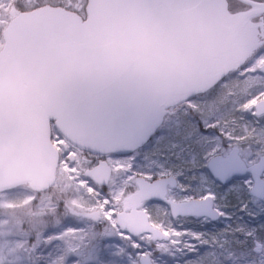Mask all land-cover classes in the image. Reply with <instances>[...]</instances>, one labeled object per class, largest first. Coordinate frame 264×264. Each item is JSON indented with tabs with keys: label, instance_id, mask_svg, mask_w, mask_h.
<instances>
[{
	"label": "water",
	"instance_id": "95a60500",
	"mask_svg": "<svg viewBox=\"0 0 264 264\" xmlns=\"http://www.w3.org/2000/svg\"><path fill=\"white\" fill-rule=\"evenodd\" d=\"M86 15L81 22L46 7L19 15L4 33L0 192L51 186L57 153L50 121L76 146L99 154L132 153L151 139L167 109L209 89L246 53L244 35L228 25L224 0H88ZM257 109L264 113V101ZM229 156L231 164H207L222 185L264 173V158L247 168L236 149ZM86 176L105 186L110 169L102 162ZM136 184L138 191L127 199L131 210L117 215V227L132 237L168 241L139 209L166 201L176 179L137 178ZM250 194L263 199L264 184L253 182ZM166 202L174 219H219L210 198ZM139 264L152 262L147 255Z\"/></svg>",
	"mask_w": 264,
	"mask_h": 264
},
{
	"label": "rangeland",
	"instance_id": "374dc122",
	"mask_svg": "<svg viewBox=\"0 0 264 264\" xmlns=\"http://www.w3.org/2000/svg\"><path fill=\"white\" fill-rule=\"evenodd\" d=\"M75 1L25 0L23 6L25 10L46 4L64 5L70 9ZM246 83L232 81L229 86L228 81L222 91L209 92L177 106L169 111L171 114L165 117L144 147L126 156L110 155L108 160L114 169L110 183L104 188L105 194L87 184L79 174L77 181L65 177L69 171L57 174L49 189L62 188L71 211L91 212L96 208L105 211L107 207L115 211L117 200L114 198L134 191L135 177L150 181L148 175L153 179L173 176L177 187L169 190L168 200L183 203L204 199L211 193L219 213L218 221L190 217L173 219L167 204L148 202L142 209L154 227L162 231L160 226L163 225L173 237L178 233L183 235L179 237L178 245H174L171 239L151 243L148 236H139L133 240L141 248L130 249L133 240L128 236L121 239L119 232L108 231L104 237L98 238L96 227L88 219L69 211V217L52 225L49 213L53 207L48 206L51 203L49 191L38 195L28 186H20L0 193V264H40V261L65 264L66 258L72 254L80 256L83 261L96 249L101 255L107 250L104 264H110V259L116 264H139V258L145 255L153 264L161 255L163 264H260L259 248L264 253V200L251 197L249 181L252 180L249 176L235 179L228 186L216 185L207 172L208 161L205 159L206 153L213 148L224 154L233 147L240 148L249 164L264 157V118L254 123L252 129L243 130H237L234 125L227 128L228 122L225 121H215L217 113H224L227 109L230 113V109L233 110L242 100L233 99L234 92H253L248 106L254 109L264 95L255 87L243 88ZM51 131L52 140L71 145L54 125H51ZM57 134L60 135L59 141L55 139ZM243 135L246 142L241 145ZM129 163L132 169L128 168ZM36 212L40 218L35 217ZM108 214L111 215V211ZM103 218L108 223L113 222L108 216ZM156 246H159L160 253L155 251ZM137 251L144 252L133 256L132 253Z\"/></svg>",
	"mask_w": 264,
	"mask_h": 264
},
{
	"label": "flooded vegetation",
	"instance_id": "af4514ba",
	"mask_svg": "<svg viewBox=\"0 0 264 264\" xmlns=\"http://www.w3.org/2000/svg\"><path fill=\"white\" fill-rule=\"evenodd\" d=\"M24 1L25 0H0V44H1L0 51L4 46V38H3L4 31L7 29L11 20L22 13L33 12L42 7L49 6V7L60 8L64 11L74 13L75 15L80 17L81 20H84L86 17V5L88 0H77L73 3L70 9L64 5L57 6L52 4H46L42 7L39 6L29 10L24 9L23 6ZM32 1H37V0H32ZM225 3L227 9V20L230 27L231 28L237 27L240 31V35L243 34L245 37L246 53L243 59L240 61L239 66L237 68H232L226 75L218 79L215 82L214 86L209 91L200 95H196L195 97H192V99L202 97L208 94L209 92L222 91L223 85H226L228 81H229V86L231 85L232 81L234 82L239 81L240 83L246 81L247 83L243 86V88L255 87L257 88L259 93L260 90L264 89V71H256V72L252 71V69H264V0H225ZM232 94L233 96H235L233 99H239V100L242 99L240 102H238L239 107L237 106L233 110L230 109L231 111L230 113H227V111H229L228 109L225 110L224 113H220V112L217 113L216 114L217 116H215V121L228 122V124L226 123L227 128H230L229 126L234 125L235 126L234 128H237V130L252 129L254 123L260 122V119L264 118V113L262 115L258 114V109H257L258 104L264 101V96L261 98V100L257 101V103L255 104L254 106L255 115H253L250 112L243 111L244 108H250L248 105L251 103L253 99L252 98L254 95L253 92L248 93L245 91H238L237 93L234 92ZM236 95L238 96L236 97ZM222 115H224V117H222ZM242 140L244 141L239 142L241 145L246 142L244 135ZM52 142L55 145L56 150L58 152L56 176L57 174L62 175L64 171L65 172L69 171L70 174L65 175V177H69L72 180L77 181L76 178H78L79 175H81L82 179L87 184H90L95 188L100 189L105 194L104 188L110 183L114 169L113 165H111L108 160V157L110 155L99 156L90 153L86 150H81L73 145L63 144L62 142L58 143L55 142L54 140H52ZM234 149L238 151V157L245 164L246 167H250L259 162L257 161L255 163L249 164V161H247V159L243 156L242 151L238 147L231 148L229 152H227V154L229 155ZM102 162H104L110 169V178L106 186H101L98 183H95L94 181L90 180L86 176L87 172L94 170ZM100 179L101 178L98 177V180ZM136 179L137 177H135V179L133 180V183L135 185L134 191L129 192L124 196H119L117 198H114L117 200V202L115 203V207H116L115 211L113 209H108V207L106 208L105 211L104 210L100 211L97 208L95 210L92 209L91 212H89L90 210L88 212L71 211L72 209L68 208L69 204L66 202L67 201L66 196L64 195V193L66 194V192H63L62 188L60 190L59 188L55 187L49 192L50 193L49 200L51 201V203L48 204V206L51 208L53 207L52 212L49 213L50 215L49 220L50 219L52 220L51 224L53 225V223L59 222L63 218L65 219L69 217L68 215V211H69L72 213V215H75L77 217H83L86 220L88 219L96 227L95 233L98 238L104 237L105 233H107L108 231L109 232L117 231L121 233L120 229L116 225L117 215L123 212L125 213L130 212L131 205L128 204L127 199L138 191ZM236 179H241V178H236ZM152 181H148V182H152ZM67 182H68V178H66L65 180V186ZM214 182L216 183V185L222 186L220 183L216 182L215 180ZM144 204L145 203L142 204V207ZM214 206H215V202H214ZM109 211H111L112 213L111 215L108 214ZM103 216L105 217L108 216V219L110 218L113 222L108 223L103 218ZM35 217L40 218L41 216H39V214L36 212ZM110 225L113 228H111ZM124 235L128 236L126 235V233H124Z\"/></svg>",
	"mask_w": 264,
	"mask_h": 264
},
{
	"label": "snow or ice",
	"instance_id": "6c2138e0",
	"mask_svg": "<svg viewBox=\"0 0 264 264\" xmlns=\"http://www.w3.org/2000/svg\"><path fill=\"white\" fill-rule=\"evenodd\" d=\"M252 71L253 72L264 71V69H252ZM259 94H264V89L260 90ZM243 111L250 112L251 114L255 115V111L252 108H244ZM212 127H216V126L212 125ZM50 139H51V136H50ZM55 139L57 141H59L60 140V135L57 134ZM229 147H230V145H229ZM110 154L111 153H109V155ZM205 159L210 164H215V162L217 160L229 162L231 164V157L227 154V152L224 153V154H220L219 150L215 149V148L211 149L208 153H206ZM128 168L132 169V164L131 163L128 164ZM226 171H231V168L227 169ZM251 175L253 177V180L249 181V185H252L253 182L264 184V174H257L255 176H253V174L251 173ZM148 178H149L150 181L154 180L151 175H148ZM205 197L210 198V199H214V196L211 193L206 194ZM151 198H153V197H151ZM160 228L162 229L163 239L164 240L171 239L174 245H178L179 244V242H180L179 241V237L182 236L183 233H178L175 237H173V234L171 232H169L167 229H164L163 225H161ZM119 235H120L121 239L124 238V233L123 232L119 233ZM196 238L199 239L198 236ZM128 239L129 240H133V237L132 236H128ZM157 239H160V237H157ZM49 245H51V244H49ZM140 248H141V245L139 243L135 242V240H133V244H132L130 249L139 250ZM155 251L160 253L159 246L155 247ZM105 252H107V250H105ZM105 252H104V255H101L100 250L96 249L93 252L89 253L83 261L81 260L80 256L72 254V255H70V256H68L66 258L65 264H104ZM143 252L144 251H137L135 253H132V255L135 256L137 253H143ZM148 254L154 256L152 252H148ZM258 255L261 258L260 259V264H264V253H262L260 248H259ZM40 264H44V262L40 261ZM110 264H116V261L110 259ZM156 264H163L162 255L160 256L159 259L156 258ZM241 264H243V262H241ZM253 264H254V262H253Z\"/></svg>",
	"mask_w": 264,
	"mask_h": 264
},
{
	"label": "bare ground",
	"instance_id": "6f19581e",
	"mask_svg": "<svg viewBox=\"0 0 264 264\" xmlns=\"http://www.w3.org/2000/svg\"><path fill=\"white\" fill-rule=\"evenodd\" d=\"M80 149H82V148H80Z\"/></svg>",
	"mask_w": 264,
	"mask_h": 264
}]
</instances>
